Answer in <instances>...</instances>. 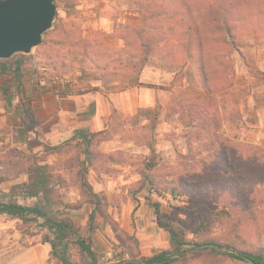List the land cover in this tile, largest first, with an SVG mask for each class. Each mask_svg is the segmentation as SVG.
I'll use <instances>...</instances> for the list:
<instances>
[{
  "label": "rangeland",
  "instance_id": "rangeland-1",
  "mask_svg": "<svg viewBox=\"0 0 264 264\" xmlns=\"http://www.w3.org/2000/svg\"><path fill=\"white\" fill-rule=\"evenodd\" d=\"M263 4L264 0L251 2V13L260 14ZM56 8L53 25L38 47L0 60V69L11 68L0 74L4 110L0 111V201L12 196L13 186L28 182L31 166L48 165L50 214L70 219L91 243L100 264H118L125 248L146 258L171 249L168 234L155 222L154 203H161L167 218L187 227L208 222L201 234L187 236L190 242L215 240L261 254L264 183L257 181L264 179V16H253L261 22L259 31L242 33L236 47L217 30L216 16H165L157 23L162 28L164 59L151 58L139 76L140 82L154 86L138 87L132 84L133 66L141 40L134 31L142 20L134 0H56ZM194 24L206 36L202 47L190 36L194 30L188 29ZM90 42L100 57L87 51ZM85 51L94 60L83 55ZM189 53L195 56L193 62ZM201 58L208 65L210 94L196 66ZM17 60L25 62L26 87L33 90H69L82 81L87 82L84 88L99 85L109 94L127 96L100 130L104 134L94 138L92 150L100 156L93 164L86 166L84 146L73 138L40 152L34 151L33 143L25 146L17 139L20 122L10 115L7 103L16 99L7 92ZM27 123L33 124L29 118ZM109 156L114 159L109 161ZM150 164L153 169L147 167ZM238 178L251 183L240 187L237 201L223 193V182ZM210 179L219 180L220 186L210 185ZM179 180L183 182L178 185ZM196 181L202 182L201 187L189 190L184 185ZM207 183L212 188L206 191ZM91 194H98L100 202ZM15 200L27 206L43 203ZM90 201L99 204L92 232ZM202 203L210 211L228 214L210 218L195 209ZM28 219L0 214V264H59L51 253L54 233L42 218ZM211 249L201 248L177 264H249ZM71 255L84 264L76 249Z\"/></svg>",
  "mask_w": 264,
  "mask_h": 264
},
{
  "label": "trees",
  "instance_id": "trees-1",
  "mask_svg": "<svg viewBox=\"0 0 264 264\" xmlns=\"http://www.w3.org/2000/svg\"><path fill=\"white\" fill-rule=\"evenodd\" d=\"M253 1L254 0H134V3L138 5V10L141 14L142 26L137 27L134 31V35L141 40V44L139 46L140 56L137 58L136 63L133 66V71L136 76L132 84L138 87L154 86L140 82L139 76L151 58L157 57L161 60L164 59V56L160 54V42L163 38H160L162 28L157 24L159 20L165 18V16H216L213 20L216 24L217 30L222 33L225 41H228L232 47H236L238 41L242 38V33L253 32L254 34H257L260 29L261 22L259 18L256 19V17L254 18L253 16H264V4L262 5L263 9L260 8V14H252L249 6ZM217 16H221L222 20H218ZM193 27L194 29L192 26L188 29L191 32L194 30L192 32L194 35L190 34V36L192 40L194 37L195 45L202 47L206 36L202 34L201 29L197 24H194ZM172 29L175 30V28ZM171 36L173 37L174 34ZM143 40L145 41L144 43ZM88 44L89 45H86L85 47L87 51H91L94 56L100 57V54L91 49L94 43L90 42ZM87 51L83 52V55H85L90 61L94 60ZM188 57L192 62L194 61L195 56L193 54L189 53ZM196 66H198V70L203 76L206 93L210 94L212 90L208 89L209 73L206 60L201 58L200 63ZM81 69L80 72L84 74L85 68H82L81 66ZM12 72V84L19 90L29 78V74H27L25 70V62L17 60ZM174 73L177 75L180 72L174 70ZM223 89L224 88H221L220 90ZM202 122L204 123L203 119ZM100 134H104V132L90 133L81 130L76 133L75 137H73L74 140H79L82 146H84L83 154L86 160H89L88 163H86V166L93 164V162L96 161L95 159L100 156L92 150L93 145H95L94 138ZM112 159L114 158L109 156L108 160L111 161ZM147 167L153 169L151 164L147 165ZM87 170L88 167L87 169L85 168L83 174L85 171L87 172ZM27 173L28 182L13 186L10 190L12 196L7 200L0 201V214L20 219L23 222H28L29 216L42 218L44 220L43 225L55 235V240L50 241L52 247L51 253L59 264H81L80 260L73 259V256L71 255V250L74 249L78 251V255L82 258V263L100 264L99 258L91 243L81 236L80 231L74 223L68 218L58 220L50 214L49 209L53 206V201L51 198L52 174L49 171V166L36 163L28 169ZM229 181L230 182L226 181V183L223 182L225 185L223 193H226L229 196L231 195L232 199H237V201L241 199L242 196V190H240V187H242V185L246 187L251 183L250 179L246 178H238L237 180L231 179ZM182 182L183 181L179 180L177 184L179 185ZM257 182L262 184L264 183V179H259ZM208 183L212 186L215 185V187H219L221 182L216 179H210ZM201 184L202 182L196 181L195 183L190 184L186 182L184 185L186 187L188 186L187 188L190 190L193 187H201ZM209 184L204 188L206 191L207 189L212 188ZM91 195L100 202L98 194ZM16 197L36 200L42 199L43 203L39 204L36 202L31 206L22 205L17 203L15 200ZM242 201H244V197ZM192 202L195 203V199L192 198ZM90 205L94 206L93 211L89 216V230L92 232L95 230L94 223L99 204L97 205L96 202L90 201ZM207 206L208 205L205 203L197 204L195 209L200 211L204 210L203 213H208V217L210 218H218L222 214H228L225 212L210 211ZM152 207L154 209L155 222L160 229L168 234L171 249L146 258L138 255V251L134 252V250L125 248L124 254H122V258L118 264H177L186 260L190 254L206 245L233 250L234 254L228 253V256L242 262H246L247 259L254 261L256 264L264 262V248H261V254H254L251 251L238 249L230 244L219 243L215 240H211L204 244L190 242L187 236L189 234H201L206 229V225H208L206 223L208 222L203 221L201 224L195 222L187 227L185 223H179L167 218L164 215L161 203H154L152 204ZM120 244L124 245V242L121 240ZM58 247H60V250H58ZM204 250H206V248H204ZM211 250L217 252L214 248ZM217 253L219 254V252ZM125 255L128 256L129 259L125 258Z\"/></svg>",
  "mask_w": 264,
  "mask_h": 264
},
{
  "label": "crops",
  "instance_id": "crops-1",
  "mask_svg": "<svg viewBox=\"0 0 264 264\" xmlns=\"http://www.w3.org/2000/svg\"><path fill=\"white\" fill-rule=\"evenodd\" d=\"M9 70L10 67L7 70L1 68L0 74ZM85 85L87 82L80 81L75 85L71 84L69 90L65 88L45 90V87L33 90L26 87L25 82L18 90L11 83V89L7 93L10 94L12 91L16 99H13L14 101L10 99L7 103L11 110L10 115L14 118L17 116L20 122L18 130L16 129L17 139L21 143L24 141L25 146L33 143L34 151L40 152L75 137L78 131L96 133L104 129L112 112L127 96L109 94L99 85L98 88H84ZM130 101L131 99L129 103ZM0 103L2 112L3 102ZM133 107L135 108L134 102ZM105 117L107 118L104 120ZM28 118L33 123L31 127L27 123Z\"/></svg>",
  "mask_w": 264,
  "mask_h": 264
},
{
  "label": "water",
  "instance_id": "water-1",
  "mask_svg": "<svg viewBox=\"0 0 264 264\" xmlns=\"http://www.w3.org/2000/svg\"><path fill=\"white\" fill-rule=\"evenodd\" d=\"M56 13L55 0H0V60H8L16 54L31 53L51 29ZM202 248L234 254L233 250L213 245ZM246 262L256 264L250 259Z\"/></svg>",
  "mask_w": 264,
  "mask_h": 264
}]
</instances>
